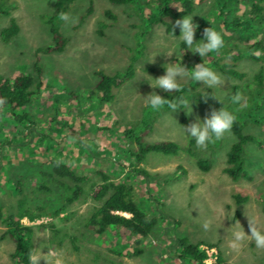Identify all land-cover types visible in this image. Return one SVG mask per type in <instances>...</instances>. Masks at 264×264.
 I'll use <instances>...</instances> for the list:
<instances>
[{
  "label": "rangeland",
  "instance_id": "obj_1",
  "mask_svg": "<svg viewBox=\"0 0 264 264\" xmlns=\"http://www.w3.org/2000/svg\"><path fill=\"white\" fill-rule=\"evenodd\" d=\"M145 1L156 0H141L145 12L136 3L76 0L64 12L78 17V21L66 23L55 15L56 0H0V76L10 78L20 72L41 83L32 102L19 110L26 112L30 120L15 122L7 111L0 112V198L15 201L13 185L7 179L12 167L18 166L27 200L38 199L35 190L42 183L38 173L49 172L48 159H58L84 174L88 181L82 197L58 216L22 218L23 225L32 226L33 249L40 248L44 254L62 249L64 264H189L176 259L172 242L184 238L200 244L207 264L219 254L229 264H264V249L246 239L238 250H233L229 246L232 233L226 230L239 222L245 234L251 235L249 218L264 231V60L237 57L235 51L237 48L245 52L261 32L250 35L227 31L220 53L203 57L202 63L225 80L221 88L209 89L187 78L181 81L189 87L186 98L192 102L191 114L184 109L173 113L165 108L152 111L143 97L153 91L163 97L167 92L153 89L151 78L164 75L168 64L182 62L193 69L198 63L193 49L188 48L186 58L181 52L180 29L175 27L179 19L165 18L148 25ZM223 3L224 0H205L189 14L199 25L197 42L203 39L205 28L218 30L220 23L231 21L234 15L242 18L250 10L245 2L238 6L228 4L224 13L230 14L219 17ZM50 19V24L54 23L66 39L60 53L40 51L52 44ZM12 20L18 32L3 41L1 33ZM216 63L233 64L244 78L224 76ZM130 65L132 78L112 89L111 100L103 102L99 94L92 93L98 72L123 74ZM260 70L263 79L258 87L254 77ZM208 90L217 99L213 98L212 103L234 112L243 125V133L258 140L243 147L249 175L246 180L232 181L223 172L226 153L235 142L231 132L204 151L198 150L195 143L189 145L192 138L183 127L197 117L203 121L214 109L198 98ZM236 93L246 103H233L231 96ZM128 129L133 136L141 134L147 144L174 142L179 152L148 153L139 168L149 173V179L136 175L131 172L134 160L130 152L137 146L125 139ZM200 158H209V171L198 168ZM99 172L114 182L134 185L138 206L158 218L157 226L147 237L140 238L119 228H110L100 236L86 228L85 223L98 204L93 196L101 183ZM46 183L52 192L39 198L37 204L45 206V213H53L59 207L54 202L58 187ZM236 196L244 201H237ZM206 221L212 222L207 231L203 228ZM14 249L15 242L6 234L5 224L0 223V264L12 263ZM39 264L46 262L41 260Z\"/></svg>",
  "mask_w": 264,
  "mask_h": 264
},
{
  "label": "trees",
  "instance_id": "obj_2",
  "mask_svg": "<svg viewBox=\"0 0 264 264\" xmlns=\"http://www.w3.org/2000/svg\"><path fill=\"white\" fill-rule=\"evenodd\" d=\"M76 0H56L55 15L64 12ZM111 4L126 5L136 3L141 5V0H108ZM205 0H156L145 1L147 5L146 23L148 25H155L163 22V19H181L186 15L191 14L197 4ZM241 2L250 5V10L245 12L242 18L233 16L231 21H224L218 26V31L223 33V38L226 37L225 32H240L255 35L261 32L257 38H253L250 45H248L245 52L237 48V57L242 55L247 56L253 61L264 60V0H224L220 9L219 17L226 18L230 13H224L226 6H238ZM142 12L145 8L141 5L139 7ZM151 8V9H150ZM150 9V10H149ZM153 9L155 11H153ZM110 18L113 16L106 13ZM51 19L48 20L50 26V33L52 36V44L50 46L41 48L40 51L45 53H60L64 50L66 39L60 34L58 27L54 23L50 24ZM256 22V23H255ZM169 31H172L168 27ZM197 29L196 33H200ZM18 32V27L14 20L11 21L10 26L1 33L3 41L10 40ZM202 32V30H201ZM203 36V32L201 37ZM227 39H230L228 36ZM181 52L186 58L188 56V46L183 42L181 44ZM214 54H209L205 57H210ZM195 61L200 64L202 60L199 55L194 54ZM216 68L226 77L230 79H243L244 74L236 70L233 64H218ZM38 75H40V68H36ZM98 82L95 85L92 93L95 92L101 97V101H109L112 99V89L121 86L124 82L131 79L133 76L132 66H128L123 74L106 75L102 72L97 73ZM255 84L262 85V71L260 70L254 77ZM41 83L35 82L34 76L24 73H16L10 78L0 76V100L4 101L0 104V112L7 111L9 116L15 122H22L29 119L26 112L20 113L19 110L27 108L32 102L34 94L40 89ZM183 91L179 93H165L163 98L173 99L189 94L188 85H182ZM200 96V95H199ZM209 97V98H208ZM213 95L210 90L201 95L200 101L205 103L204 98H208L206 103H210L214 109L219 110L221 107L219 103L213 102ZM168 109L167 106L164 107ZM30 120V119H29ZM260 123L259 121H256ZM231 133L235 137V142L231 145L226 153V166L223 169L224 174L232 181L246 180L249 178L248 170L246 169V162L244 157L243 147L247 143L258 142L256 137L245 135L243 133V125L237 120L234 124ZM125 139L129 142L134 141L137 146L136 150H131L130 155L134 160V166L131 172L143 178L149 179V173L139 168L145 156L148 153H161L163 155H177L179 146L171 141H160L156 143H144L143 137L140 135L133 136L132 130L125 131ZM195 143L194 139L189 142L190 147ZM190 149V148H189ZM49 167V172L38 173L41 176L42 183L37 186L36 192L39 198L45 197L51 193L52 190L47 185L54 183L58 190L55 193L57 196L54 202H58L57 207L53 213H45V206L39 205L38 199L27 200L25 187L23 181L20 180L21 175L17 174L18 166L12 167L10 171V178L15 192L12 201L10 198H0V223L5 224L6 234L15 242V249L12 254L11 264H29L28 253L33 249V229L32 226L23 225L22 218L33 220L40 217L42 214L58 216L64 212L67 206L72 205L75 201L80 199L84 192V184L88 181V177L74 169L71 165L60 161L58 159H48L46 162ZM198 168L207 172L210 169L209 158H200L197 161ZM100 185L95 192L93 198L98 202L93 212L89 215L85 226L93 230L97 235H103L110 228H119L129 232L131 235L137 237H147L157 226L158 218L143 211L137 204V197L134 185L128 182H114L111 178L103 173H100ZM14 177V179H13ZM7 195L11 196L8 191ZM237 201H244V198L235 197ZM173 247L176 251V259L180 262L187 261L189 264H207L205 252L199 249L200 244L189 243L184 238L173 239ZM210 264H229L219 254L215 257L214 262Z\"/></svg>",
  "mask_w": 264,
  "mask_h": 264
},
{
  "label": "clouds",
  "instance_id": "obj_3",
  "mask_svg": "<svg viewBox=\"0 0 264 264\" xmlns=\"http://www.w3.org/2000/svg\"><path fill=\"white\" fill-rule=\"evenodd\" d=\"M193 16L186 15L183 19L175 22V27L180 29L179 40L184 42L188 48L193 49V53L199 55L201 58L209 54H219L225 46L223 33L212 26L207 27L203 30V39L197 42L195 34L199 25L193 22ZM59 19L66 23H76L78 21V17H72L69 13L65 12L59 14ZM186 78L197 83H202L209 89L221 88L225 84V80L204 63L195 65L193 69H188L181 62L166 65L165 74L156 79L151 78L154 84H150V86L153 89L159 88L167 93H179L183 91L181 81ZM143 98L152 111H160L167 106L171 113L180 109L186 110L188 114L192 112V102L184 95L173 99H165L153 91ZM208 98H204L205 102H207ZM212 98L216 99L215 97ZM231 101L237 104L246 103V100L240 93L232 95ZM219 102L222 104L221 101ZM3 103L4 101L0 100V104ZM237 119L238 117L234 112L223 106L219 110L212 109L210 115L206 116L203 121L197 117L195 122L183 128L185 133L190 134L187 136L194 139L195 147L198 150L204 151L210 145L222 140L226 134L230 133ZM211 223V221H206L203 224L205 231L210 229ZM248 223L251 235L245 234L239 222L235 223L231 228L226 229L232 233L229 246L233 250H238L241 243L246 239L254 241L257 248L264 249V231L259 228L254 220L248 218ZM63 256L64 252L62 249H52L47 254H44L42 249L34 248L28 253V260L29 264H39L41 260L45 261L46 264H64Z\"/></svg>",
  "mask_w": 264,
  "mask_h": 264
}]
</instances>
